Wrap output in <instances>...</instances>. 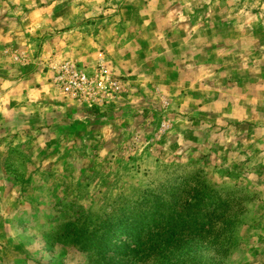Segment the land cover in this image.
I'll list each match as a JSON object with an SVG mask.
<instances>
[{
  "label": "rangeland",
  "instance_id": "rangeland-1",
  "mask_svg": "<svg viewBox=\"0 0 264 264\" xmlns=\"http://www.w3.org/2000/svg\"><path fill=\"white\" fill-rule=\"evenodd\" d=\"M0 264H264V0H0Z\"/></svg>",
  "mask_w": 264,
  "mask_h": 264
},
{
  "label": "built area",
  "instance_id": "built-area-1",
  "mask_svg": "<svg viewBox=\"0 0 264 264\" xmlns=\"http://www.w3.org/2000/svg\"><path fill=\"white\" fill-rule=\"evenodd\" d=\"M51 70L52 82L64 95L89 105L102 103L120 92V81L104 56L99 57L92 69L72 59H63Z\"/></svg>",
  "mask_w": 264,
  "mask_h": 264
},
{
  "label": "trees",
  "instance_id": "trees-1",
  "mask_svg": "<svg viewBox=\"0 0 264 264\" xmlns=\"http://www.w3.org/2000/svg\"><path fill=\"white\" fill-rule=\"evenodd\" d=\"M114 232H116V231H114ZM105 247V246H104ZM110 251H112V249H109L108 251H107V254H109L110 253Z\"/></svg>",
  "mask_w": 264,
  "mask_h": 264
}]
</instances>
